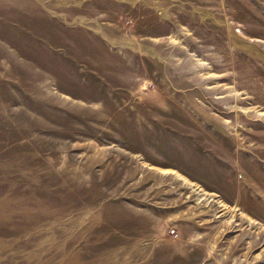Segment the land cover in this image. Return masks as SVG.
Masks as SVG:
<instances>
[{"label": "rangeland", "instance_id": "rangeland-1", "mask_svg": "<svg viewBox=\"0 0 264 264\" xmlns=\"http://www.w3.org/2000/svg\"><path fill=\"white\" fill-rule=\"evenodd\" d=\"M0 264H264V0H0Z\"/></svg>", "mask_w": 264, "mask_h": 264}, {"label": "built area", "instance_id": "built-area-1", "mask_svg": "<svg viewBox=\"0 0 264 264\" xmlns=\"http://www.w3.org/2000/svg\"><path fill=\"white\" fill-rule=\"evenodd\" d=\"M168 231H169V233L173 234L174 237L178 236V234H177V232H175L174 228H169Z\"/></svg>", "mask_w": 264, "mask_h": 264}]
</instances>
